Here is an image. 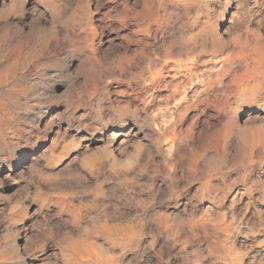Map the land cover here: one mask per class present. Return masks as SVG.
Returning a JSON list of instances; mask_svg holds the SVG:
<instances>
[{"label":"bare ground","instance_id":"obj_1","mask_svg":"<svg viewBox=\"0 0 264 264\" xmlns=\"http://www.w3.org/2000/svg\"><path fill=\"white\" fill-rule=\"evenodd\" d=\"M188 1L0 0V38L8 35L21 41L18 55L27 67L21 71V65L0 59V179L10 184L5 190L16 193L0 194V264H240L238 255L243 249L237 255L236 247L241 244L236 243L242 221L235 211L237 204L245 202L243 194L250 192L251 185L244 191L236 189L229 197L228 190L216 183V174L231 168L253 182L264 175V154L257 147L264 144H259L258 133L248 139L235 134L242 150L238 153L231 144L235 140L224 142L216 130V115L222 110L223 118H228L240 101L262 99L264 68L251 65L264 60V48L254 46L252 55L240 54L238 59L235 53L237 68L227 56L220 69L200 79L203 89L193 99L196 110L191 117L182 109L171 120L164 116L161 122L152 120L150 113L167 109L172 101L177 105L178 98L186 99V91L200 77L197 65L201 60L189 55L190 48H185L189 42L204 40L202 47L207 42L214 50L225 48L216 28L200 27L193 36L184 35L182 24L172 15L177 13H173L178 10L176 5ZM75 2L77 7L72 9ZM41 13L47 22L39 19ZM132 20L133 37L120 40L115 21L124 26ZM34 29L36 41L25 47L23 40ZM114 48L125 54L114 60L115 76L131 73L138 65L142 72L129 91L130 99L119 97L117 88H109L106 96L96 94L94 108L128 104L136 111L114 107L111 115L107 110L103 114L94 111L95 119L89 115L92 109L78 106L72 95L74 78H69L61 82L68 89L59 96L62 108H39L28 117L35 104L31 99L41 93V77L53 74L51 65L61 54L71 49L86 59L90 51L109 56ZM42 50L44 56L28 63ZM181 68L185 70L183 80L167 79ZM162 88L169 91L165 98L156 94ZM65 112L71 118L67 125L61 117ZM108 117L131 125L99 132ZM235 117L228 120L237 128ZM19 119L44 131L45 145L33 151L27 141L15 143L10 130ZM112 132L120 134L115 141L109 139ZM165 133L170 135L169 156L164 149ZM149 135H154L156 143L146 140ZM122 142L127 146L123 156L119 151ZM166 161L174 168H167ZM224 199L227 209L221 213L216 203ZM248 207L242 211L245 215Z\"/></svg>","mask_w":264,"mask_h":264},{"label":"rangeland","instance_id":"obj_2","mask_svg":"<svg viewBox=\"0 0 264 264\" xmlns=\"http://www.w3.org/2000/svg\"><path fill=\"white\" fill-rule=\"evenodd\" d=\"M192 1H194V2H192ZM102 2L104 4H110L112 2V0H102ZM42 7L45 8V5L42 4ZM76 7H77V3L75 2L72 6V9H74ZM176 9H178V10L173 11V13H176V12L177 13L172 15L173 16L172 19H174V21L177 22L178 25L182 24L181 27L183 29V33H184V35L187 34L185 36L191 37L194 35V33L196 34L198 31H200L201 28L206 29V28H208V26H209V29L210 28H213V29L216 28L218 30L219 34L221 35V43L224 44L225 48H223L221 50H220V48H219V50H214L210 47L209 44L207 46V42H203L206 44L202 47V46H200V43H202V41H204V40H201V42H197L196 44L193 42L192 43L189 42V45H187L188 47L187 46L185 47L187 49L190 48V49H188L190 52L189 55L196 57V58L198 57L197 59L201 60L200 64L197 65L198 68L200 69V71H199L200 77L198 80H195L194 83L191 85V87L186 91V94H187L186 99L180 101L178 98L177 105H174V103L172 101V102L168 103L167 109H165V107H163L161 111H154V112L150 113V118L156 122H159L160 120H162L161 118L163 116L165 117L166 120H169V119L171 120L174 117V115L178 114V112L182 109H183V111H184V109L188 110V115H189L188 117H191V115L196 110L192 104L193 99H195L196 97H199L200 93L203 89L202 88L203 83L199 81L200 79L207 78L208 74L212 70L214 71V70H217L219 67H221L223 65V62L226 61L227 56L231 57L230 59L228 58L227 60H229V61L231 60V62L233 63L232 67L237 68V67H239V65H238V62H236V60L238 59L240 54H245V55L250 56V54L252 55V53H253L252 49H254V46L260 45V47L264 48V0H191V1H188L185 5H182V6L176 5ZM182 9H183V11H182ZM26 14H28V11L26 12ZM179 14H180V16H179ZM183 21H184V23H183ZM115 24L117 26V28H116V30L118 31L117 33L120 34V36H119L120 40H121V38L122 39H125V38L131 39L133 37V35H134L133 31L135 30V21L134 20L128 21L127 24H125L124 26H121L119 23H117V21H115ZM192 29L194 30V32ZM188 30H189V32H188ZM191 33H193V34H191ZM257 43H258V45H256ZM194 44L196 46L199 45V47L198 46L196 47ZM104 48L108 49L109 47L106 46ZM194 48H196V49H194ZM191 50H192V52H191ZM209 51H211V52H209ZM235 53H237L236 56L238 55L237 59L235 58V56H233V55H235ZM130 54H133V53H130ZM124 56H125V54L122 50H117L116 48H114L112 51L111 50L109 51L108 57L113 59V60H116V59H120L121 57H124ZM232 56H233V58H232ZM181 58L185 59L184 55H182ZM232 59H234V60H232ZM204 61L206 62L205 64L203 63ZM233 61L236 63L234 64ZM261 61L262 62L259 61L260 63L258 62L259 63L258 65L256 64L257 66H255V64H254V66L251 65V68L254 67L257 69H263L264 68V65H263L264 60L262 59ZM260 64L263 66L262 68H261ZM259 65H260V68L258 67ZM141 69H142V66L138 65V67L134 68L131 73L116 75V79H109L108 80L105 88L106 89L117 88L119 97L124 98V99L125 98L130 99L132 97V95L129 91L138 81L140 73L142 72ZM175 72L176 71H172V74H175ZM184 72H185V70L183 68H181L180 71L178 72L179 74H176V76H174V77L169 76L167 79L170 81H174V83L179 82V81L184 79L183 78ZM41 78L43 81H39V83H38L39 86L42 87L41 93L34 96L31 99V101L34 102L35 104L28 111V117L29 116L31 117L33 112H35L36 109H39V108H45V109H49V108H53V109L59 108L60 109V108H62L61 103H62L63 98H61L59 96H61V94L63 92L68 90L67 87L65 86V84L63 85L62 83L66 80H69V78H64L63 76H61L59 78H55V76L53 74H50V73H46V75L42 76ZM55 90L57 91V93L54 92ZM168 93H169V91L165 90L163 88L156 90V94H161L162 98H165ZM263 94H264V87L262 89V94H261V97H262L261 100L262 101L261 100L259 101V100L254 99V98H249V99H244L237 104L236 112H234L233 115H230V117L236 115L234 120H235V122H239L238 124L240 125V127L236 128L235 126H233L232 123L230 122V120H228L230 117L223 118V111L222 110H220V113L218 116L216 115V124H217L216 130L219 131L220 136L224 142L230 143L233 141V139L235 140L234 141L235 143L232 142L231 144H232V146L234 145L233 146L234 149L237 146L236 150L238 149V153H241V151H242L241 146L237 143V140L234 138V136L239 135L238 133L246 136L247 139L252 137V136L256 137L258 135L261 138V142H259V144H262V143L264 144V100H263L264 95ZM162 98L159 97L157 99V101L159 102ZM94 105H95V103H92V104H89L87 107L93 110V109H95ZM235 105L236 104H234V105L232 104L231 106L234 107ZM219 106L221 107L222 105L219 104ZM106 113L110 114V111H107ZM61 117H62L63 122L66 125L69 123V121H71V118L67 112L62 113ZM91 117L97 119V116H96V114H94V111H92ZM111 118L113 120V123L107 124L105 126V122H104L103 127L99 132H103L104 134H106V133L110 132L111 129H113L114 127L115 128L121 127L122 122H120L116 118H113V117H111ZM221 119H223V121ZM19 120L21 122L10 130V132H12L15 136V138H14L15 143L27 141L32 145L33 151L41 148L42 145H45L46 141L43 144H42V141L44 138H45V140H48V139H46L47 136H46V133L44 131L38 130V128L31 123H25L24 121H22V119H19ZM123 125H124L123 129H126L131 124L126 123ZM229 126H232V127H229ZM184 127L187 128V123H185ZM71 128L74 129L75 127H71ZM145 129L149 130L150 128H148V125H146ZM236 129H240L241 131L240 130L238 131ZM235 131H236V133H235ZM246 131H247V133H246ZM162 132H163V130H162ZM165 135L167 136V138L165 137L166 139H164V149L166 151V154L169 156L170 152L168 151V147H169V142H170V135H169V138H168V133L167 134L165 133ZM153 136L154 135L147 136L146 140L149 142L156 143L154 140H152L154 138ZM257 147L259 149L261 148V150L263 151V154H264V145H261V147H260V145L257 144ZM239 149H240V151H239ZM166 163H167L166 164L167 168H170V169L174 168V165L172 163L169 162V164H168L167 161H166ZM261 167H262V169H264V159L261 163ZM229 169L219 171V173L216 174V177L219 179V180L218 179L216 180V183L218 182L217 183L218 186L221 187L224 191L227 192V190H228L227 196L231 197V194H234V191L236 189H242L244 191L245 186L251 185L250 192L249 191L247 193L244 192V194H243V201H245L246 203L241 202L240 204H237V209H236L237 211H235V217L237 219H241V221H242L241 231H243V232L240 231V233H239V237H238L236 246H238L239 243L241 245L236 247V254L238 255V252L240 254L241 251H239V249H241V250L243 249L242 252L244 254L241 253L240 255H238L240 258V261H241L240 264L241 263H243V264H258V263L264 264V227L262 226V225H264V222H261L264 220V188H262V187H264V181H263L264 175L262 173V174H260L261 177H259V178L256 177L253 179V182H250L251 181L250 178L243 177L242 175H239L235 170H233L231 168H229ZM2 174H3V170L0 169V176ZM221 175L223 176V178ZM226 178H228V180ZM224 179H226V180H224ZM219 181H221V183ZM219 183H220V185H219ZM255 184H257V185L255 186ZM8 186L10 187V184L6 180L0 179V194L6 195V196L16 195V193L12 190H5ZM10 193H12V194H10ZM248 196L250 197V199ZM226 202H227L226 199H224V201L216 203L217 209L219 210V212L223 213L226 211V209H227V205H226L227 203ZM240 205L241 206L243 205V206L241 207ZM245 207L249 208L246 215H245V211L242 212L243 210H245ZM222 208H223V210H222ZM237 212L239 214L241 213L243 215L239 216L237 214ZM252 213L254 214V216H252ZM249 214L251 216V217L249 216L250 218L248 217ZM237 215L239 217H237ZM257 216H258V218H257ZM260 216H261V218H260ZM247 218L249 219V220H247L248 224L245 225L247 223V221H246ZM228 219H230V218L228 217ZM255 219H256V221H254ZM258 220H260L259 223H258ZM252 221H254L253 225H255V226L252 225ZM249 224L252 225V227ZM247 226H248V228H247ZM257 227L259 228V230ZM252 228L256 229V231L253 232ZM249 229H252V230H249ZM244 236H246L247 238H245ZM240 240H242V241H240ZM248 244H249V246H248ZM243 245H245V246H243ZM246 246L248 249L246 248ZM245 248H246V250H245ZM242 259H245V260H242ZM250 260L253 263H251V262L249 263Z\"/></svg>","mask_w":264,"mask_h":264},{"label":"clouds","instance_id":"obj_3","mask_svg":"<svg viewBox=\"0 0 264 264\" xmlns=\"http://www.w3.org/2000/svg\"><path fill=\"white\" fill-rule=\"evenodd\" d=\"M38 3H45L46 0H37ZM40 20L48 21V17L42 13L39 16ZM53 30L55 25H52ZM27 39L23 40L25 47H32L36 41V30L34 29L32 33L26 34ZM21 41L15 37L5 35L0 38V59H10L13 66L21 65L20 70L26 71V64H21L20 57L18 55V50L20 48ZM59 47V45H57ZM45 55V51H40L35 54L32 59L28 60V63H32L35 59ZM51 55V53H48ZM79 61L75 67L73 63ZM81 65L83 67H81ZM115 61L109 58L106 54H99L96 51H90L86 59H82L80 55L69 49L66 53L61 54L59 59L51 65V71L55 77L64 78H74L72 80L71 88L72 95L79 105L88 106L89 104L96 102V93H104L106 96V84L109 79H116L114 74ZM71 69V70H70ZM38 70V69H37ZM81 77L85 79L80 80ZM104 96H101L102 100ZM114 107H119L122 111H136L128 104H118L113 107H101L99 109H93V111L103 114L106 110L112 111ZM91 115V113H89ZM113 123L111 117L105 121V126L107 124ZM88 125L85 124L84 127ZM121 126H124L123 123ZM96 130H99L97 128ZM120 134L112 132L109 134V139L115 141ZM135 147V145H132ZM121 156L125 155L127 152V146L122 142L119 149ZM114 159V157H113Z\"/></svg>","mask_w":264,"mask_h":264}]
</instances>
